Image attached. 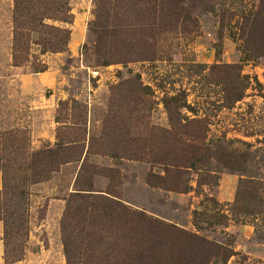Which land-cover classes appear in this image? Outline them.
<instances>
[{"label":"rangeland","instance_id":"rangeland-1","mask_svg":"<svg viewBox=\"0 0 264 264\" xmlns=\"http://www.w3.org/2000/svg\"><path fill=\"white\" fill-rule=\"evenodd\" d=\"M67 2L70 23L47 20L66 50L33 44L15 65L0 0V264H113L122 227L99 215L114 203L151 219L150 264H167L160 222L232 253L205 264H264V0H179L174 28L158 3ZM172 96L208 129L191 157L167 140Z\"/></svg>","mask_w":264,"mask_h":264},{"label":"trees","instance_id":"trees-1","mask_svg":"<svg viewBox=\"0 0 264 264\" xmlns=\"http://www.w3.org/2000/svg\"><path fill=\"white\" fill-rule=\"evenodd\" d=\"M103 1L95 0L97 12L99 5ZM143 1H146L148 4H153V7L158 3V9L169 10L168 13L171 14L173 22L166 24L167 27L174 28L180 23L178 20L180 15L178 13L179 0ZM103 12H101V16ZM154 14L156 13L154 12ZM47 20L70 23L72 14L67 0H14L13 61L15 65L26 61L30 47L33 44L39 47L40 53H54L66 50L69 40V30L54 24H49ZM151 25L155 27L159 26L157 23ZM33 69L35 72H42L46 67L42 63H37L33 65ZM178 101L179 99L176 96L164 99V104L171 120L170 128L166 131L167 140H172L175 143L174 146L180 151H183L187 157H191L190 152L187 151L190 150L191 146V141L189 140H205L208 129L202 119H188L185 116L183 117L180 109L184 106L186 107V105L180 104ZM45 153L48 154L44 157V168L38 173V176L42 180L47 179V173L55 167V160L52 157L54 151L46 149ZM205 158V152L201 151L200 160ZM155 161L159 163L158 161L161 160L160 158H155ZM170 161L167 160V162ZM168 166L171 168L183 167L178 159L171 161ZM186 188L187 186L181 188L176 183L172 187V189H179L181 191H185ZM105 208V211L99 216H101L102 220L119 222L123 233L120 243L121 248H119L117 254V261L113 258V264H150L153 256L149 253L148 243L149 236H152L154 233L148 229L146 232H141L138 230V226L147 228L151 223V219L141 212L128 210L123 205L116 203L106 205ZM155 222L159 223V221ZM160 224L165 225L168 229H163L158 237H156V241L164 240L165 244L171 245V247L168 246L169 252L164 260L167 264H205L209 262L212 256L216 259L219 258L222 262H226V259L232 255L226 248L211 242H206L196 234L180 230L172 225H166L161 222ZM160 241L159 243H161ZM197 242H206L210 247H207L204 252L202 251V254H199ZM211 247H214L213 250L210 249Z\"/></svg>","mask_w":264,"mask_h":264},{"label":"crops","instance_id":"crops-1","mask_svg":"<svg viewBox=\"0 0 264 264\" xmlns=\"http://www.w3.org/2000/svg\"><path fill=\"white\" fill-rule=\"evenodd\" d=\"M0 261H1V257H0Z\"/></svg>","mask_w":264,"mask_h":264}]
</instances>
